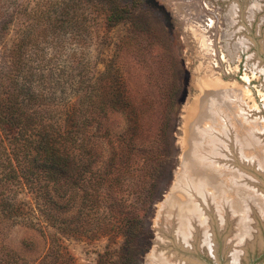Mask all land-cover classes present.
Segmentation results:
<instances>
[{"label":"rangeland","instance_id":"374dc122","mask_svg":"<svg viewBox=\"0 0 264 264\" xmlns=\"http://www.w3.org/2000/svg\"><path fill=\"white\" fill-rule=\"evenodd\" d=\"M232 6L238 16L231 13ZM251 6L258 8L252 16ZM29 33L23 59L30 74H44L60 85L54 94V119L70 133L75 124L66 111L82 101L81 128H92L102 148L88 162L102 172L129 176L124 187L132 190L124 196L126 207L139 208L140 213L128 240L118 232L122 220L109 214L113 204L84 210L82 227L66 230L59 220L75 221V205L59 210L63 205L55 202L45 208L32 187H0V264L151 263L166 196L179 187L185 160L196 155L188 134L194 135L195 126H210L207 117L196 121L191 116L195 103L206 109L205 115L210 103L215 104L219 115L236 120L238 128L248 122L264 148V0H0V78L13 44L25 41ZM105 94L116 99L110 106L90 100ZM224 94L229 96L227 103ZM219 115L213 117L216 125L223 120ZM240 115L247 121L241 122ZM121 140H131L134 150L128 152L124 145V151L109 148ZM262 148L257 157L260 168L255 160L254 165L243 160L244 170H238L240 180L251 179L248 187L261 192L259 198H264ZM3 157L0 146V162ZM190 173L182 177L188 184ZM182 180L178 183L185 187ZM212 214L220 263L198 249L175 248V259L187 264L228 263L229 244L239 231L230 214L222 221ZM47 215L59 220L49 222ZM256 230L254 245L241 252L238 264L264 259V224L259 219ZM233 248L239 249L234 244Z\"/></svg>","mask_w":264,"mask_h":264},{"label":"trees","instance_id":"16d2710c","mask_svg":"<svg viewBox=\"0 0 264 264\" xmlns=\"http://www.w3.org/2000/svg\"><path fill=\"white\" fill-rule=\"evenodd\" d=\"M30 37L29 33L25 41L13 44L0 78V146L4 151L0 162V187H32L45 208L55 206V202L64 206L59 210L75 205L77 212L73 222L56 219L55 215H47L46 219L49 222L59 220L66 230L74 228L72 231L82 227V215L87 216L84 210L90 212L99 210L101 205L113 204L112 208L107 206L109 214L122 220L118 232L128 240L137 228L135 220L140 213L139 208L126 207L125 197L132 189L124 186L130 182V177L117 171L102 172L100 166L88 162L91 154L102 148L93 139L92 128L86 131L81 128L82 101L66 111V115L72 116L69 122L72 120L76 126L73 125L70 133L65 124L54 119V94L60 85L44 74L39 77L30 74L29 63L23 59ZM90 100L110 106L116 99L105 94L90 97ZM121 141L109 148L123 150L124 145L128 152L134 150L131 140Z\"/></svg>","mask_w":264,"mask_h":264},{"label":"bare ground","instance_id":"6f19581e","mask_svg":"<svg viewBox=\"0 0 264 264\" xmlns=\"http://www.w3.org/2000/svg\"><path fill=\"white\" fill-rule=\"evenodd\" d=\"M236 6L230 7V10L232 11L231 13L238 16L239 12H237ZM257 9V7L251 6V8L248 9V11H250L249 14H251L250 16L254 15ZM237 39L240 41L238 43L241 46L243 45L246 47L245 40L239 39V37ZM228 49L232 51L231 47H228ZM257 67L258 66H256V68ZM260 69L262 70V67ZM224 95V101L226 102L229 96L226 94ZM222 97L224 98V96ZM236 104L239 105L238 108H236H240L242 111L241 108L243 107H240L239 101ZM216 108H218V106L210 103V106L207 108V116L204 114V110L206 109H203L200 103H195L191 109V116L194 117V120H201L205 116L208 118L207 121L210 126L209 128L205 127L203 129L195 126L194 130L196 131L194 135L192 132L188 134L187 138L190 137L193 139L191 144L194 147V151L192 153L196 154V157L193 155V160L188 163L185 160L181 175L184 178L189 172L193 174L190 173L192 176L190 177L191 179H188L190 180L188 181L189 184L186 182L187 179H184V182L179 174L178 176L181 178L178 182L182 180L181 182L186 183L184 185L185 187H181V184L177 182L176 186L178 185L179 187H174L170 194L166 196V203L164 202V205L167 206L166 214L160 220L164 221V223L160 224L158 238L155 242V254L149 256L151 257V263L148 264H187V261L183 262L179 261V259H175L176 254L173 252L175 248H180L187 252L197 249L200 251L203 250L214 256L216 253V245L214 242L215 237L213 236L214 222L212 221L213 219H211L212 212H214L215 216L219 217L220 221H222V219L225 220L227 214L233 217L230 218L228 216L229 220H232V224L236 223L239 234L237 236L235 235L236 238L231 241L232 244H229L230 251L228 254V263L238 264V261L242 257L241 254H243L241 252H244L246 247L254 245V241L257 237L256 222L258 219L264 224V198H259V193L261 192H258L259 190L257 187H248L253 184L251 179H249L248 182V179L244 177L240 180L238 173L239 168L244 170L243 166H245V163L243 160H248L251 162L250 164L253 165L255 160L256 166H260L259 158H257L259 152L262 151V147L258 145L260 142V135L258 136L256 134L255 127L246 125L248 122L246 124H244V122L242 126L238 128L237 125H235L237 122L236 120H230L224 116L222 117V113L219 115L221 111L217 112ZM226 109L227 106L225 110ZM217 114L223 118L222 123L220 124L219 122V124L217 123L218 125H216L215 122L217 119L213 118L216 117L215 115ZM242 114L244 113L242 112ZM247 119L248 118L245 117L244 120H242L241 117L240 120L242 122L247 121ZM208 125L206 124V126ZM248 139L250 142H247ZM246 142L248 145H246ZM200 163L203 165H200ZM250 164L248 165L250 166ZM198 165H200V167ZM179 188L181 192H177ZM215 222L217 223V221ZM219 226L218 224L217 227L221 231L222 227ZM233 244L236 245V248L239 247L241 250H235Z\"/></svg>","mask_w":264,"mask_h":264},{"label":"water","instance_id":"95a60500","mask_svg":"<svg viewBox=\"0 0 264 264\" xmlns=\"http://www.w3.org/2000/svg\"><path fill=\"white\" fill-rule=\"evenodd\" d=\"M187 252V251H186ZM207 258L209 259H212L215 263H220V260L218 259V255H217V253H215V255L214 256H211L208 252H207ZM227 264H229V263H227ZM257 264H264V259L261 261V262H259V263H257Z\"/></svg>","mask_w":264,"mask_h":264}]
</instances>
